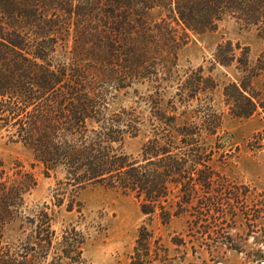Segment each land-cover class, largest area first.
I'll return each instance as SVG.
<instances>
[{
  "label": "trees",
  "instance_id": "16d2710c",
  "mask_svg": "<svg viewBox=\"0 0 264 264\" xmlns=\"http://www.w3.org/2000/svg\"><path fill=\"white\" fill-rule=\"evenodd\" d=\"M227 18L264 41V0H0V132L28 149L46 177L61 175L50 203L29 209L34 175L0 160V264H90L84 232L71 223L58 232L54 223L62 209L82 213L80 193L97 187L133 198L144 217L129 264L169 263V248L150 228L155 219L165 226L186 217L189 231L220 237L231 250L238 221L264 237V190L215 164L221 147L211 139L222 114L210 102L189 109L217 84L201 67L189 76L178 70L190 34L211 33ZM213 63H236L240 77L223 85L224 103L233 118L261 117L247 147L264 154V51L251 62L247 48L226 41ZM173 83L176 101L163 109ZM129 91L136 106L113 110ZM141 103L150 108L151 136L129 154L127 141L145 125ZM252 256L264 260L262 251Z\"/></svg>",
  "mask_w": 264,
  "mask_h": 264
},
{
  "label": "rangeland",
  "instance_id": "374dc122",
  "mask_svg": "<svg viewBox=\"0 0 264 264\" xmlns=\"http://www.w3.org/2000/svg\"><path fill=\"white\" fill-rule=\"evenodd\" d=\"M226 41H230L234 46L239 44L241 49L247 48L251 62L264 51V41L259 38L255 29H246L235 19L227 18L211 33L190 34L187 44L177 53L178 70L181 76H189L201 67L203 75L210 76L217 84L215 90L200 94L198 100L191 102L189 109H195L199 103L203 105L210 102L222 114L218 138L211 139L212 142L217 141L221 147L215 155V164L232 181L260 192L264 190V154L251 152L247 143L263 126V122L260 116L239 119L228 114L222 95L223 85L235 81L240 74L236 63L229 67L213 63L217 45ZM236 53L239 55L240 51ZM257 87L264 91L262 81L257 83ZM140 91L143 92L142 89ZM176 91V85L173 83L165 93L161 105L163 109L169 108L167 101L171 97L172 101H176ZM135 100L132 91L123 92L113 102L112 109L135 107ZM138 111L145 125L136 138L127 141L126 152L129 154H136L151 136L148 125L149 105L141 103ZM0 160L11 171L16 164H22L34 175L36 186L26 197L29 209L45 202L50 203L56 180L61 178V175L46 177L40 166L32 167L31 152L21 144L8 142L4 132H0ZM79 199L83 203L82 213H68L62 209L55 216L54 228L61 232L71 223L81 229L87 238L83 257L90 264H129L138 227L144 220L135 200L99 187L84 190ZM150 228L155 237H160L169 248L168 264H264V260L255 262L252 256L257 251L264 252L262 233L258 231L256 234H250L241 221L229 232L233 245H236L238 250L227 249L220 237L215 235L211 239L199 238L192 227L189 231L186 217L173 218L170 224L165 226L155 219ZM9 234L12 239L20 236L17 225H14Z\"/></svg>",
  "mask_w": 264,
  "mask_h": 264
}]
</instances>
